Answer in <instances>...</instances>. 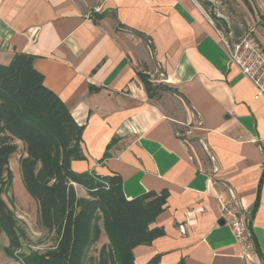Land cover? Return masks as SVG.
Instances as JSON below:
<instances>
[{
  "label": "crops",
  "instance_id": "obj_1",
  "mask_svg": "<svg viewBox=\"0 0 264 264\" xmlns=\"http://www.w3.org/2000/svg\"><path fill=\"white\" fill-rule=\"evenodd\" d=\"M223 40L196 0H0V63L33 55L84 125L72 168L118 173L128 199L168 191L151 224L164 234L134 264H264V98ZM138 73L168 89L149 97ZM232 195L249 257L222 218Z\"/></svg>",
  "mask_w": 264,
  "mask_h": 264
},
{
  "label": "trees",
  "instance_id": "obj_2",
  "mask_svg": "<svg viewBox=\"0 0 264 264\" xmlns=\"http://www.w3.org/2000/svg\"><path fill=\"white\" fill-rule=\"evenodd\" d=\"M33 62V55L15 52L8 63H0V181L6 174L7 190L12 180L7 165L21 142L24 187L38 205L41 226L55 238L44 251H21L26 233L0 197V230L9 239L6 251L19 264H84L89 246L103 232L107 243L101 245L95 264H134L132 249L164 234L162 227L151 224L163 211L168 191L149 190L128 199L118 173L74 170L72 161L85 159L84 125L44 85ZM138 75L149 97L168 89L154 85L146 74ZM107 156L105 150L102 159ZM263 177L264 168L259 186ZM76 186L85 194L78 195ZM145 264H160L159 255Z\"/></svg>",
  "mask_w": 264,
  "mask_h": 264
},
{
  "label": "rangeland",
  "instance_id": "obj_3",
  "mask_svg": "<svg viewBox=\"0 0 264 264\" xmlns=\"http://www.w3.org/2000/svg\"><path fill=\"white\" fill-rule=\"evenodd\" d=\"M196 1L202 6L222 38L229 44L243 37H251L264 51V0ZM17 146L16 152L11 155L7 165L12 176L11 184L7 190L4 189L6 181V174H4L0 181V197L15 214L18 224L26 233V240L23 241L20 250L23 252L30 249L44 251L54 243L55 236L41 226L38 205L24 187L19 168L20 160L25 156L24 145L18 142ZM75 188L78 195L85 194L80 187ZM106 243V236L101 232L99 238L89 246L84 264H95L101 245ZM8 246V236L4 230H0V264L8 262L19 264L7 253Z\"/></svg>",
  "mask_w": 264,
  "mask_h": 264
},
{
  "label": "built area",
  "instance_id": "obj_4",
  "mask_svg": "<svg viewBox=\"0 0 264 264\" xmlns=\"http://www.w3.org/2000/svg\"><path fill=\"white\" fill-rule=\"evenodd\" d=\"M229 61L250 80L257 94L264 98V51L251 37H243L229 44L223 40ZM222 218L229 224L234 239L242 249V257H249L251 233L241 206L232 195L221 200Z\"/></svg>",
  "mask_w": 264,
  "mask_h": 264
},
{
  "label": "water",
  "instance_id": "obj_5",
  "mask_svg": "<svg viewBox=\"0 0 264 264\" xmlns=\"http://www.w3.org/2000/svg\"><path fill=\"white\" fill-rule=\"evenodd\" d=\"M223 221H224L223 219H220V220H219V223H223Z\"/></svg>",
  "mask_w": 264,
  "mask_h": 264
}]
</instances>
